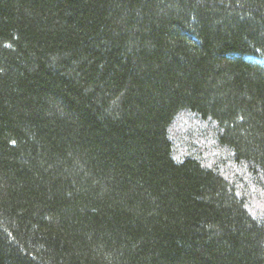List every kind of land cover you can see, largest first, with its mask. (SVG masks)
Instances as JSON below:
<instances>
[{
	"label": "trees",
	"instance_id": "16d2710c",
	"mask_svg": "<svg viewBox=\"0 0 264 264\" xmlns=\"http://www.w3.org/2000/svg\"><path fill=\"white\" fill-rule=\"evenodd\" d=\"M0 264H264V0H0Z\"/></svg>",
	"mask_w": 264,
	"mask_h": 264
},
{
	"label": "rangeland",
	"instance_id": "374dc122",
	"mask_svg": "<svg viewBox=\"0 0 264 264\" xmlns=\"http://www.w3.org/2000/svg\"><path fill=\"white\" fill-rule=\"evenodd\" d=\"M196 145L200 146L199 143H196ZM209 145H210V148L213 149V148L211 147V146H213V145H212L211 143H210ZM212 151H213V150H210V152H212ZM207 156H208L209 158H211L209 154H207ZM213 157H214L215 159L220 158V157H221V159H224V156L221 155L220 152H214V153H213ZM210 161H211V160H209V162H210Z\"/></svg>",
	"mask_w": 264,
	"mask_h": 264
}]
</instances>
